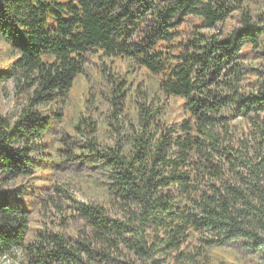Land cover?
<instances>
[{
    "label": "trees",
    "instance_id": "obj_1",
    "mask_svg": "<svg viewBox=\"0 0 264 264\" xmlns=\"http://www.w3.org/2000/svg\"><path fill=\"white\" fill-rule=\"evenodd\" d=\"M243 1L0 0V37L18 54L0 69V82L15 77L31 93L18 120L0 115L5 179L32 173L26 143L50 126L32 107L65 99L90 53L159 76V89L182 98L186 112L167 124L159 106L144 102L127 143L90 140L87 156L119 212L113 218L100 205L76 204L98 247L54 233L25 243L22 191L0 187V257L20 246L35 264H138L130 257L161 264L159 252L183 256L196 239L199 249L239 242L264 261V64L244 63L247 48L264 58V14L255 18ZM235 10L239 24L218 29ZM190 17L200 26L183 28ZM248 71L257 78L250 90ZM124 87L114 89V104H123ZM237 119L251 126L254 144L237 138Z\"/></svg>",
    "mask_w": 264,
    "mask_h": 264
},
{
    "label": "rangeland",
    "instance_id": "obj_2",
    "mask_svg": "<svg viewBox=\"0 0 264 264\" xmlns=\"http://www.w3.org/2000/svg\"><path fill=\"white\" fill-rule=\"evenodd\" d=\"M243 4L251 9L255 18L264 14V0H244ZM238 20L239 11L235 10L217 28L226 33L239 24ZM200 23L197 17H190L183 28L200 26ZM17 56L16 50L0 37V69L9 68ZM244 56V63L249 68L264 64L258 51L247 48ZM159 80V76L133 66L127 59L90 53L83 72L76 76L65 99L32 107L50 122L48 130L39 138L26 143L31 147L29 156L33 171L10 180L0 175L1 189L22 191L17 199L28 215L25 243L37 242L41 234L54 233L71 243L84 240L98 247L92 228L80 217L76 204L100 205L113 218H118L119 212L107 191L105 175L87 156V146L91 139L101 146H113L121 139L127 143L137 130L139 105L144 102L159 106L167 124L184 118L183 99L162 93ZM256 80L254 72L248 71L243 84L250 90ZM123 84V104H114V89ZM30 94L22 90L15 77L1 81L0 115L11 122L18 120L28 106ZM233 122L238 127L237 138H247L250 144H254L249 137L252 129L247 121L237 119ZM93 123L96 129L91 134ZM24 140L23 137L14 145H23ZM199 246L200 243L193 239L183 247V256L162 252L157 256L161 258V264H264L260 257L242 248L239 242H227L209 249H199ZM130 258L142 264L140 260ZM0 264L35 263L23 247L16 246L0 257Z\"/></svg>",
    "mask_w": 264,
    "mask_h": 264
}]
</instances>
